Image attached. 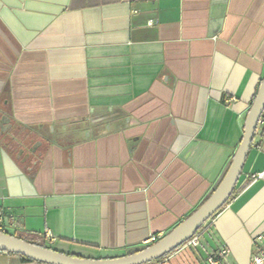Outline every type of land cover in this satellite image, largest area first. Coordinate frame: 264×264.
I'll use <instances>...</instances> for the list:
<instances>
[{"label": "crops", "instance_id": "0c3cea01", "mask_svg": "<svg viewBox=\"0 0 264 264\" xmlns=\"http://www.w3.org/2000/svg\"><path fill=\"white\" fill-rule=\"evenodd\" d=\"M263 80L264 0H0L4 233L94 260L162 239L224 179ZM260 175L262 126L200 246L151 264H253Z\"/></svg>", "mask_w": 264, "mask_h": 264}, {"label": "water", "instance_id": "95a60500", "mask_svg": "<svg viewBox=\"0 0 264 264\" xmlns=\"http://www.w3.org/2000/svg\"><path fill=\"white\" fill-rule=\"evenodd\" d=\"M264 114V80L246 118L244 136L224 179L212 196L188 219L145 249L115 259H85L42 248L0 232V252L19 255L41 264H151L184 246L232 199Z\"/></svg>", "mask_w": 264, "mask_h": 264}, {"label": "built area", "instance_id": "2783aa9c", "mask_svg": "<svg viewBox=\"0 0 264 264\" xmlns=\"http://www.w3.org/2000/svg\"><path fill=\"white\" fill-rule=\"evenodd\" d=\"M259 126H262L264 127V114L260 120V123H259ZM264 175H260L259 178H263ZM3 221H0V232H3L4 233V228H3ZM161 238L159 237H155V236H152L150 237L149 239V245H154L156 244ZM189 247H192V248H197L200 246V237H199V233L196 234L191 240H189L187 243H186ZM225 254V253H223ZM252 263L253 264H264V251H259L253 258H252ZM210 264H221L220 261H217V260H213V259H210Z\"/></svg>", "mask_w": 264, "mask_h": 264}, {"label": "trees", "instance_id": "16d2710c", "mask_svg": "<svg viewBox=\"0 0 264 264\" xmlns=\"http://www.w3.org/2000/svg\"><path fill=\"white\" fill-rule=\"evenodd\" d=\"M215 192V191H214ZM235 193H236V191H235ZM234 193V194H235ZM212 196V195H211ZM210 196V197H211ZM234 196V195H233ZM209 197V198H210ZM233 198V197H232ZM220 212V211H219ZM218 212V213H219ZM217 213V214H218ZM216 214V215H217ZM216 215L212 218V219H214L215 217H216ZM17 238H19V239H22V240H24V241H26V242H28V243H31V244H33V245H36V246H39V247H42V248H48L47 246H46V244H45V242H44V240L43 239H41V238H39V237H17ZM50 249V248H49ZM22 259L23 260H25V261H29V262H34V261H31V260H29V259H26V258H24V257H22Z\"/></svg>", "mask_w": 264, "mask_h": 264}]
</instances>
